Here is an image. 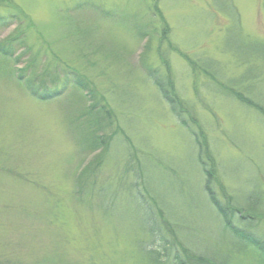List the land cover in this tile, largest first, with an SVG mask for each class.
<instances>
[{"label":"rangeland","instance_id":"rangeland-1","mask_svg":"<svg viewBox=\"0 0 264 264\" xmlns=\"http://www.w3.org/2000/svg\"><path fill=\"white\" fill-rule=\"evenodd\" d=\"M262 44L264 0H0V264L227 257L198 141L264 203Z\"/></svg>","mask_w":264,"mask_h":264},{"label":"trees","instance_id":"trees-1","mask_svg":"<svg viewBox=\"0 0 264 264\" xmlns=\"http://www.w3.org/2000/svg\"><path fill=\"white\" fill-rule=\"evenodd\" d=\"M262 46L264 45L262 44ZM193 63L195 64L194 66H196L199 70H205L206 73L215 78L211 74L213 72L211 68H204L200 66L196 60H194ZM151 77L154 83L158 86L164 99L170 103L172 112L177 118L182 119V113L180 112V108L182 107L180 104L176 103V99L174 97L175 95L173 94L175 91V86L171 76L169 75L167 82L166 79H162L161 76L156 75V73H153ZM169 78L171 79L169 80ZM231 84L232 86L241 85L238 83ZM229 89L232 94L245 97L242 93L233 89V87L232 89ZM247 100L251 102V99L248 98ZM179 102L181 101L179 100ZM181 104L184 105L182 102ZM256 104L257 105L255 106H257L263 112L262 108H264V106L258 103ZM189 116H191L190 113ZM191 120L193 119L190 118V121ZM185 122L189 123L186 119ZM101 143H103L102 138ZM198 144L200 147L199 164L200 167H202L201 170H203L202 172L205 178L204 190L215 206L217 212L222 217L225 228L228 229L230 233H232V236L237 241L231 244L233 248L232 251L228 250L227 252H224L227 255L225 258H222L221 256L218 257L217 255L209 256L207 254L190 253V259L186 264H230L232 262L231 256L235 254L236 250H240L244 246L245 243L242 242L244 240L247 241L248 248L252 246L253 249L258 251L256 252L260 256L259 264H264V237H262L264 235V226L262 224V222H264V203L261 193L258 191L257 193L249 192L243 205H241L239 199H237L234 195L229 197L227 194L230 192H228V188L218 174L219 170L215 162V156L210 153L211 151H207L205 147H202L200 141H198ZM148 253L150 259L154 262L157 261V258H159L158 253L153 249H149ZM177 263L184 264L181 262V260L180 263L178 261Z\"/></svg>","mask_w":264,"mask_h":264},{"label":"bare ground","instance_id":"bare-ground-1","mask_svg":"<svg viewBox=\"0 0 264 264\" xmlns=\"http://www.w3.org/2000/svg\"><path fill=\"white\" fill-rule=\"evenodd\" d=\"M253 102H255L254 100H252ZM256 103V102H255ZM107 143V140L106 141H103V145H105ZM256 181V180H255ZM237 198V197H236ZM247 198V195L246 196H242L241 198H237V199H239V201L241 202V205H243L244 204V202H245V199ZM264 222H262V224H263Z\"/></svg>","mask_w":264,"mask_h":264}]
</instances>
